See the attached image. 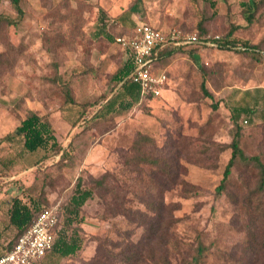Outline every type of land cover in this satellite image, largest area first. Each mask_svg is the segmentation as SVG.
<instances>
[{
  "label": "rangeland",
  "instance_id": "obj_1",
  "mask_svg": "<svg viewBox=\"0 0 264 264\" xmlns=\"http://www.w3.org/2000/svg\"><path fill=\"white\" fill-rule=\"evenodd\" d=\"M212 1L25 0L21 17L0 0V17L12 20L0 23V251L17 239L9 210L19 197L56 207L65 236L82 237L75 254L50 252L37 264H186L200 246L199 264H264L258 167L237 162L225 190H216L238 129L245 153L264 163V0H256L251 23L249 0ZM121 15L128 31H116ZM140 22L196 32L201 42L161 51L166 90L129 106L116 37ZM216 36L229 40L226 47L207 43ZM32 112L51 123L58 146L24 147L18 126ZM147 154L174 162L177 183L169 187L157 165L143 162ZM79 178L94 194L68 224ZM159 188H166L162 217H139L136 210L148 212L142 201L159 200ZM152 219L161 230L151 239Z\"/></svg>",
  "mask_w": 264,
  "mask_h": 264
},
{
  "label": "trees",
  "instance_id": "obj_2",
  "mask_svg": "<svg viewBox=\"0 0 264 264\" xmlns=\"http://www.w3.org/2000/svg\"><path fill=\"white\" fill-rule=\"evenodd\" d=\"M10 3L13 5V7L16 9L18 14L21 17L25 16V10L23 7L25 0H9ZM211 3L214 4L215 2L211 0ZM244 7H246L245 10V19L251 23L254 21L255 18V9L257 6L256 0H249L248 2H243ZM5 19V20H4ZM2 21H8L11 23V19L9 18H3L0 17V23ZM229 43V40L218 41V45L220 47H226V45ZM245 50H251V51H258L255 48H251L249 46H245ZM133 64L131 60L127 59V61L124 64V67L118 72V82L122 83L124 87L125 94L128 95L129 99H131L129 102V106L133 105V102L141 100V90L138 84L132 81V79L129 78L132 70H133ZM202 88L204 91V94L210 98L213 97V94L208 90L206 87V83H202ZM214 109H217L219 107L218 103L214 104ZM18 132L20 135L23 136L24 139V147L30 151L35 152L42 148L47 147H56L58 146V140L55 134V131L51 125V123L45 119L43 116L32 112L29 114L26 118L22 120L20 125L18 126ZM241 136L242 132L241 129H238L234 135V138L232 139L230 143V148L232 150L231 157L226 164L224 175L221 180V183L216 187L217 193H222L225 190V184L226 181L229 179V176L231 174L232 168L234 165L241 161V162H248L252 163L254 162L259 170V184H258V190L264 194V163L260 160L259 156H248L245 151L243 150L241 146ZM143 162L147 163H153L159 167V171H161L162 176L164 179H168V185L169 187H172L173 184L177 183L176 178L177 175L173 171L174 162H171L170 160H167L166 157H162L159 155L151 156L149 154L145 155L143 159ZM131 162V160H129ZM108 173L103 175L100 179L96 180L97 186L102 189H106V181L108 179ZM171 185H170V184ZM166 188L164 189H157L156 197L159 199L158 201L155 200L153 202H146L142 201L145 204V207L148 212L142 211L140 209L136 210L137 215L139 217H142L143 215H147L150 213H153V216H157L158 218L162 217L163 210H165V202L163 201V194ZM93 190L92 189H85L82 187V181L79 178L76 188L74 191V194L72 195L70 202H69V212L70 216L67 218L68 224H71L76 220L81 213V209L83 205L86 203L87 200L91 199L93 197ZM132 208H123L122 212L123 214L129 216L131 213H133ZM42 210L39 206H31L24 202L21 198L16 197L13 199L12 205L9 210V220L10 223L17 229L19 236L32 224L37 214ZM157 214V215H156ZM149 218L151 216L148 215ZM150 231H152L151 239L154 238L158 232L161 230V226L159 223H157V219H152ZM17 239L10 243L8 248L5 251H9ZM82 247V237L80 234L75 232V234L71 237L65 236L62 226L60 225V228L58 230L57 238L55 241L54 248L52 250V253H58L61 256H69L75 254L77 251H79ZM204 248L202 246L198 249V255L193 256L192 260L187 262L186 264H199L201 254L203 253ZM130 255L137 259V263L142 262V253L139 252L136 248L131 249ZM259 250L256 254V257L258 256ZM152 259H154V256H152ZM159 264H170L168 258H164L163 262L161 261Z\"/></svg>",
  "mask_w": 264,
  "mask_h": 264
},
{
  "label": "built area",
  "instance_id": "obj_3",
  "mask_svg": "<svg viewBox=\"0 0 264 264\" xmlns=\"http://www.w3.org/2000/svg\"><path fill=\"white\" fill-rule=\"evenodd\" d=\"M220 40L221 37L216 36L207 43L216 44ZM116 41L134 66L129 78L139 85L141 100H145L160 97L169 81L167 72L157 68L160 52L169 47L200 43L201 39L196 32H185L179 28L162 29L140 22L133 34L117 36ZM244 121L246 123L248 119ZM60 221V212L56 207L42 208L13 247L0 253V264H37L52 252Z\"/></svg>",
  "mask_w": 264,
  "mask_h": 264
},
{
  "label": "crops",
  "instance_id": "obj_4",
  "mask_svg": "<svg viewBox=\"0 0 264 264\" xmlns=\"http://www.w3.org/2000/svg\"><path fill=\"white\" fill-rule=\"evenodd\" d=\"M128 20V18H127V16H124V15H121L120 17H119V19L116 21V24H117V26H116V31H128L130 28H131V26H130V23L127 21ZM114 21V20H113ZM154 26H156V27H158V28H162V27H159V26H157V25H154ZM162 29H165V28H162ZM125 35H130V34H125ZM118 36H120V35H118ZM122 36V35H121ZM115 38V37H114ZM127 53L125 52V62L127 61ZM160 70V69H159ZM166 90V87H165V89L163 90V92ZM163 92H162V95H163ZM161 95V96H162ZM5 250H2V251H0V253H3Z\"/></svg>",
  "mask_w": 264,
  "mask_h": 264
}]
</instances>
